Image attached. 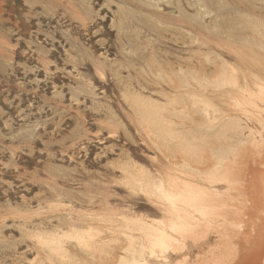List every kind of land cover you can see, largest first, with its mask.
Masks as SVG:
<instances>
[{
	"label": "rangeland",
	"instance_id": "374dc122",
	"mask_svg": "<svg viewBox=\"0 0 264 264\" xmlns=\"http://www.w3.org/2000/svg\"><path fill=\"white\" fill-rule=\"evenodd\" d=\"M156 1L159 8L153 0H0V264H48L44 240L38 238L58 233L55 242L65 249L73 239L65 238L60 220L80 216L93 218L94 232L102 229L107 237L112 234L104 219L111 218L117 243L124 245L131 235L133 258L142 250L148 261L143 228L125 217L150 221L160 215H153L145 196L122 179L125 167L154 170L151 159H159L146 143L144 108L148 101L168 106L160 88L149 83L152 77L143 59L151 62L156 54L187 72L206 69L205 47L224 45L216 30L235 24H242L248 35L244 52L264 58L258 48L264 39L252 34L254 27L263 31L264 0H200L209 12L203 18L196 11L199 0ZM180 9L191 15L194 21L189 23L196 32L205 24L219 25L212 29V38L202 32L191 35L186 23L177 24ZM205 41L210 43L201 45ZM182 96L180 109L189 108L183 106L185 101L194 107L189 95ZM256 104L259 108L251 114L264 119V107ZM190 114L198 116L195 109ZM186 118L180 117L179 124L191 125ZM227 130L220 142L225 135L234 137L233 129L231 134ZM187 132L183 148L209 151L203 133L200 136L195 128ZM232 138L225 143L234 145ZM191 141L204 147L200 150ZM222 153L231 157L233 152ZM108 242L105 250L111 252L115 242ZM173 244L164 246L170 250ZM118 253L121 258L112 264L132 259L131 249ZM81 256L75 264H92L84 252ZM195 257L200 264L211 258L208 249L192 251L190 261Z\"/></svg>",
	"mask_w": 264,
	"mask_h": 264
},
{
	"label": "bare ground",
	"instance_id": "6f19581e",
	"mask_svg": "<svg viewBox=\"0 0 264 264\" xmlns=\"http://www.w3.org/2000/svg\"><path fill=\"white\" fill-rule=\"evenodd\" d=\"M153 3L159 8L158 1L153 0ZM196 11L201 18L209 14L201 2L196 6ZM189 17L180 9L179 18L175 21L177 24L186 23L191 35L202 32L211 37L210 34L219 26L204 23L200 29L195 26L199 29L196 32L189 23L194 20ZM219 28L216 35L218 40L219 36L224 37L225 46L216 44L213 48L207 42L210 39L201 43L205 46L209 44L208 48L205 47L207 55L204 58L209 62V67L205 65L206 69L202 67V70L199 68L200 71H196L190 68L192 70L187 72L179 65L174 67L168 61L170 59L162 55L155 54L151 62L142 58L149 66L152 77L149 83L160 88L161 97L168 106L164 109L148 101V106L144 108L142 129L148 140L146 143L149 142L151 146L148 149L159 154V159H151L154 170L137 166L122 170V179L130 184V189L140 191L152 214L160 215V219L150 221L125 217L143 228L146 242L143 247L147 248L148 261L142 257V250L138 253V259L133 258L135 240L131 235H126L124 245L117 243L111 218L104 219L108 223V232L112 234L107 237L102 229L94 232L93 218L80 216L60 220L61 225H65V238L73 239L65 249L55 242L59 240L58 233L49 235L47 240L38 238L44 240L46 247L43 254L48 264H75L81 261L83 252L92 264H112L121 258L118 251L130 249L132 259L127 264H200L196 262L197 257L191 262L189 256L192 251L198 254L207 249L211 258L205 264H264V119L261 115L257 117L251 114L259 108L256 103L260 108L264 107V58L253 52H244L247 33L242 24H235L233 28ZM256 28L252 34L264 39V28L262 32ZM258 48L264 50V45L260 42ZM209 53L214 57H209ZM225 56L233 62L224 59ZM183 94L189 95L194 107L186 105V101L182 104L189 108L185 107L184 110L178 107ZM219 102L228 105L229 109L223 111ZM194 109L198 115L195 118L190 114ZM180 117L182 120L187 117L193 127L186 125L185 121L179 124ZM225 125L234 131L233 138L232 135H225V142L227 138H232L234 145L219 141L223 130H227ZM257 126L262 131L256 132L259 129ZM193 128L204 134L199 135H203L201 138L209 143L208 152H202L203 149L198 151L204 145L199 143L203 145L199 147L196 141L191 142L198 146L197 153L193 151L195 146L191 145V151V147L183 148L182 137L185 134L187 137V131ZM196 136L194 134L193 137ZM201 138L200 141L204 142ZM223 149L233 152L232 156H224ZM108 241L115 242L116 247L111 252L105 250ZM168 241L174 242L170 250L164 246ZM155 247L160 249L159 252Z\"/></svg>",
	"mask_w": 264,
	"mask_h": 264
}]
</instances>
